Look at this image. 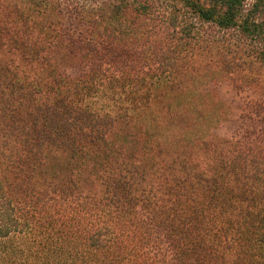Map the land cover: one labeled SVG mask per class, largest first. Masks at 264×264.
I'll return each instance as SVG.
<instances>
[{"label":"trees","instance_id":"trees-1","mask_svg":"<svg viewBox=\"0 0 264 264\" xmlns=\"http://www.w3.org/2000/svg\"><path fill=\"white\" fill-rule=\"evenodd\" d=\"M246 1L0 0V264H264V125H145H220V80L262 124Z\"/></svg>","mask_w":264,"mask_h":264},{"label":"rangeland","instance_id":"rangeland-1","mask_svg":"<svg viewBox=\"0 0 264 264\" xmlns=\"http://www.w3.org/2000/svg\"><path fill=\"white\" fill-rule=\"evenodd\" d=\"M256 0H247V8L250 9ZM260 17L262 24L264 25V0H262V5L260 8ZM264 59V41H262V60ZM68 73L72 76H76L79 72L78 70H68ZM214 93L219 100L222 101L224 109H226V116L224 121L220 125H176L177 121H166L165 124L159 125L157 122H153L149 119V123H145L147 127L152 129L154 133H164L167 134L169 130L171 133L174 131H187L184 127L192 129L196 126L199 134L210 133L216 134L220 138L229 139H241L243 140L246 131L252 129L255 126L264 125V118L262 119V124L259 120L258 115L252 112V107L260 100V96L257 91L252 89H239L235 87L230 81H221L213 88ZM216 96L213 99L217 102ZM207 101H211L210 98ZM223 107V106H222ZM190 131V130H189ZM208 131V132H207ZM184 136L186 137L187 132ZM170 138L173 137L172 141L182 140V138L176 134L168 135Z\"/></svg>","mask_w":264,"mask_h":264}]
</instances>
